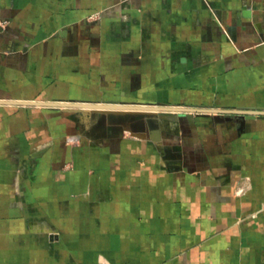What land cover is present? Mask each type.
I'll return each instance as SVG.
<instances>
[{"label": "crops", "instance_id": "1", "mask_svg": "<svg viewBox=\"0 0 264 264\" xmlns=\"http://www.w3.org/2000/svg\"><path fill=\"white\" fill-rule=\"evenodd\" d=\"M1 22L0 264H264V117L10 103L264 111V0H0Z\"/></svg>", "mask_w": 264, "mask_h": 264}, {"label": "water", "instance_id": "2", "mask_svg": "<svg viewBox=\"0 0 264 264\" xmlns=\"http://www.w3.org/2000/svg\"><path fill=\"white\" fill-rule=\"evenodd\" d=\"M5 103V102H3ZM25 105H40L54 108H63L64 110L73 112H102L113 115H129V114H160L170 115L176 113L196 112L202 114H212L216 119L221 116H240L242 118L264 117V111H220V110H198L186 107H165L159 105L145 104H127V103H58V102H10ZM222 119V118H221ZM231 120L232 118H227Z\"/></svg>", "mask_w": 264, "mask_h": 264}, {"label": "rangeland", "instance_id": "3", "mask_svg": "<svg viewBox=\"0 0 264 264\" xmlns=\"http://www.w3.org/2000/svg\"><path fill=\"white\" fill-rule=\"evenodd\" d=\"M93 18H94V16L90 17V19H93ZM0 25L5 26V25H7V22H1ZM158 116H159V114H146V115L143 114V117L148 118L149 125H152V126H157L156 119ZM143 117H141V118H143ZM96 118L100 119V121L94 122L93 124H91V127L88 129V131L86 130L87 133L91 134V135H93L94 133H95V135L106 134L107 130L105 127V124H106L105 120L102 119V117H96ZM111 118H112L111 121L113 124L118 123V125H123L126 121L128 122L131 117H125V115H117V117H111ZM132 118L136 119L135 117H132ZM143 124H145V123H143ZM134 125H136V124H134Z\"/></svg>", "mask_w": 264, "mask_h": 264}, {"label": "bare ground", "instance_id": "4", "mask_svg": "<svg viewBox=\"0 0 264 264\" xmlns=\"http://www.w3.org/2000/svg\"><path fill=\"white\" fill-rule=\"evenodd\" d=\"M85 104H88V103H85ZM104 104V103H103Z\"/></svg>", "mask_w": 264, "mask_h": 264}]
</instances>
